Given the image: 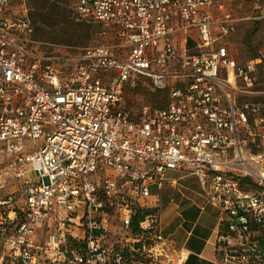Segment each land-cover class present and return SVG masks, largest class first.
<instances>
[{
	"label": "built area",
	"instance_id": "built-area-1",
	"mask_svg": "<svg viewBox=\"0 0 264 264\" xmlns=\"http://www.w3.org/2000/svg\"><path fill=\"white\" fill-rule=\"evenodd\" d=\"M226 1L76 0L111 35L79 47L0 0V264H185L151 192L172 170L216 211L217 264H264V48L239 61ZM141 76L166 107L130 112Z\"/></svg>",
	"mask_w": 264,
	"mask_h": 264
},
{
	"label": "rangeland",
	"instance_id": "rangeland-1",
	"mask_svg": "<svg viewBox=\"0 0 264 264\" xmlns=\"http://www.w3.org/2000/svg\"><path fill=\"white\" fill-rule=\"evenodd\" d=\"M47 1L48 4H58V0ZM35 3L36 0H27L30 16L35 25L36 37L40 40L60 42L79 47L111 43L110 32L106 30L107 33H104L105 28L103 25L97 23H88L90 28L87 37L80 39L71 38L70 33L74 30L80 31L79 27L74 26V24L61 23L58 26V23L43 22L37 13L38 10ZM226 3L228 8L239 19L235 32L226 37V41L239 61L245 62L264 48V0H227ZM75 4L76 0H61V5L66 7L69 19H72L74 23L85 22L76 15L74 10ZM19 6L20 4L14 1L13 11H17ZM48 7L46 6L45 9ZM60 27L67 29L68 33L60 34ZM125 95L127 107L133 115L141 113L145 107L149 109V112L164 108L169 101L168 89H155L150 79L143 76L137 78L134 84L130 82L126 84ZM168 175L173 177L181 174L170 171ZM191 178V180L183 178L180 180V183H191L199 187V180L194 177ZM14 189H16V186ZM177 210L174 205H170L164 209L162 211V222L166 224L176 215Z\"/></svg>",
	"mask_w": 264,
	"mask_h": 264
},
{
	"label": "crops",
	"instance_id": "crops-1",
	"mask_svg": "<svg viewBox=\"0 0 264 264\" xmlns=\"http://www.w3.org/2000/svg\"><path fill=\"white\" fill-rule=\"evenodd\" d=\"M171 172L181 174L173 177L168 175L176 180L175 186L166 183L163 188H151L152 198L161 206V215L170 205L178 209L171 220L166 224L162 222L164 234L177 248L187 253V259L191 256L189 264H217L215 242L219 220L216 211L210 206L201 209L204 202L201 185L198 187L191 183H180L183 178H197L195 175H183L176 170ZM171 199H174V202H171Z\"/></svg>",
	"mask_w": 264,
	"mask_h": 264
},
{
	"label": "trees",
	"instance_id": "trees-1",
	"mask_svg": "<svg viewBox=\"0 0 264 264\" xmlns=\"http://www.w3.org/2000/svg\"><path fill=\"white\" fill-rule=\"evenodd\" d=\"M35 5H36V9L38 10L37 13L43 22H48V23L51 22L53 24L58 23V26L61 25V23L64 24L66 23L68 25L74 24V26L79 27L80 31L74 30L72 33H70L71 38L80 39L82 37L88 36L90 25L85 22L74 23L72 19H69L66 7L61 5V0H58V4L56 3L48 4L47 0H36ZM46 6L49 7L45 9ZM60 30H61L60 34L68 33V30L65 29L64 27H60ZM256 55H254L253 57H255ZM190 261H191V256L187 259L185 264H189Z\"/></svg>",
	"mask_w": 264,
	"mask_h": 264
}]
</instances>
